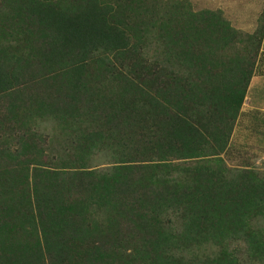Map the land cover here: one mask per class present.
<instances>
[{"label":"trees","instance_id":"16d2710c","mask_svg":"<svg viewBox=\"0 0 264 264\" xmlns=\"http://www.w3.org/2000/svg\"><path fill=\"white\" fill-rule=\"evenodd\" d=\"M263 36L189 0H0V264L264 260V172L222 158Z\"/></svg>","mask_w":264,"mask_h":264},{"label":"rangeland","instance_id":"374dc122","mask_svg":"<svg viewBox=\"0 0 264 264\" xmlns=\"http://www.w3.org/2000/svg\"><path fill=\"white\" fill-rule=\"evenodd\" d=\"M194 10H219L231 26L241 32L252 33L264 24V0H189ZM257 81L248 88L244 102L231 132L228 146L222 154L229 169L248 167L264 172V40L258 59ZM263 80V81H262ZM250 98V99H249ZM52 121H40L36 129L46 139L60 138ZM54 137H53V136ZM86 164L89 169L104 172L112 166V159L105 153L95 152ZM183 164L190 161H179ZM244 250V249H243ZM242 250V251H243ZM264 264V260L258 262Z\"/></svg>","mask_w":264,"mask_h":264},{"label":"crops","instance_id":"0c3cea01","mask_svg":"<svg viewBox=\"0 0 264 264\" xmlns=\"http://www.w3.org/2000/svg\"><path fill=\"white\" fill-rule=\"evenodd\" d=\"M263 40H264V36H263ZM263 40H262V45H263ZM262 45H261V48H260V52H259V55H258V59H259V57L261 56V52H262ZM258 59H257V61H258ZM257 65H258V62L256 63V66H255V69H254V73H253V76L251 77V80H250V83H249V86H248V88H250L252 85H254V83H252L253 81L254 82H256L257 81V73L259 72L258 70H257ZM262 73H263V75H264V69H263V67H262ZM263 81V80H262ZM247 91H248V89H247ZM247 94V93H246ZM250 99V98H249Z\"/></svg>","mask_w":264,"mask_h":264}]
</instances>
